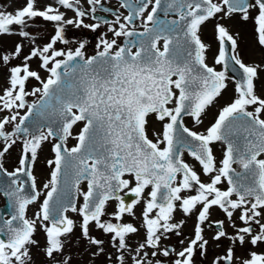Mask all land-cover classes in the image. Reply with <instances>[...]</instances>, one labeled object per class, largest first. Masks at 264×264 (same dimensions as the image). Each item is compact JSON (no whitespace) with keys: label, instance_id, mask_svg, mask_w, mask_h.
Listing matches in <instances>:
<instances>
[{"label":"snow or ice","instance_id":"6c2138e0","mask_svg":"<svg viewBox=\"0 0 264 264\" xmlns=\"http://www.w3.org/2000/svg\"><path fill=\"white\" fill-rule=\"evenodd\" d=\"M119 7L127 15L102 0H25L14 12L0 11V35L20 38L12 50H0V70H6L0 77V160L21 145L19 167L9 172L0 162V176L7 177L0 180L7 201L0 209V264H33L32 249L41 247L51 264H72L64 250L77 222L69 213L80 218L82 236L96 249L93 259L196 264L197 256L206 260L212 243L221 248L228 241L211 264H264V96L255 85L264 63H245L238 33L219 22L253 20L264 48V0H119ZM37 18L52 25L43 44L29 31ZM213 19L218 49L210 65L211 46L201 32ZM104 25L91 55L86 38L68 37L70 29L95 33ZM32 81L36 86L29 89ZM229 81L235 96L214 122L202 132L185 126V117L203 124ZM152 116L161 126L154 138L147 131ZM69 139L76 141L72 147ZM46 142L54 158L47 161L52 170L45 194L33 165ZM217 143L223 145L219 161ZM22 177L31 181V194ZM213 209L225 218L212 219ZM178 212L195 216L191 236ZM92 225L110 237L114 257L104 239L90 236ZM141 229L143 239L133 246L129 240ZM173 236L179 250L165 243Z\"/></svg>","mask_w":264,"mask_h":264},{"label":"rangeland","instance_id":"374dc122","mask_svg":"<svg viewBox=\"0 0 264 264\" xmlns=\"http://www.w3.org/2000/svg\"><path fill=\"white\" fill-rule=\"evenodd\" d=\"M47 2V0H39L40 5H43V3ZM25 3V0H0V11H7V12H14L16 9L22 7ZM71 15V13H69ZM114 19V18H113ZM91 20H86V23H90ZM218 21L213 19L209 22H206L204 26H202V32L201 36L203 41L206 44H209L211 47L207 53L208 55V63L210 65H213V55L217 52L218 49V42L215 38V24ZM220 23L225 24L229 31L235 35L238 33V36L236 37L238 40V51L240 57L243 59L245 63H264V48H261L257 42H256V33L254 29V23L252 20H249L247 22L242 21L239 16H236L234 18L225 19L222 21H219ZM14 28L16 26H13ZM107 30V26L104 25L100 29L97 30L96 36L93 38V40H90V34L91 31L89 30H76V29H70L68 32L69 38H77V39H84L86 38L90 44V47L88 48V53L94 52L95 50V44L99 37V35L102 32H105ZM36 37H37V43L43 44L46 43L49 39L50 34H52V25L50 23L44 22L42 19L37 18L33 24L32 27L29 29ZM111 36V34H109ZM18 36H9V35H0V50H12L14 48V45L16 42L19 41ZM75 47V45H73ZM28 48H25V53H27ZM13 63H20V60H16ZM36 64L33 62V67H35ZM219 69V66H216ZM6 73V70H0V77H2ZM230 75H232L230 73ZM256 85V91L257 94L264 96V72H261L255 81ZM33 86H36V82L32 81L29 84V89ZM235 92H234V84L229 81V87L222 93L220 97L217 98V100L214 102L212 106H210L206 110V114L203 117L204 123H210L213 119H215L216 115L218 114V111L221 107L226 105L227 103L231 102V100L234 98ZM35 99V98H29ZM82 125H78L74 128L73 133L76 134L79 131V128ZM160 124L155 120L154 117L151 118V123L148 126V130L150 132V136L154 137V133L159 132L160 130ZM8 130H11L9 128ZM76 141L74 139H69L68 146L72 147ZM216 146V144L214 145ZM3 143L0 142V149H2ZM215 154L217 155V160L219 161L222 159L223 155V145L218 143V148L214 149ZM21 156V145L17 143L12 149L9 150L7 154L3 157L0 162L3 163L4 167L8 171H13L15 168L19 167V159ZM54 158V154L52 152V142H46L42 145V148L38 151V159L33 165V174L36 177L37 181V187L41 191H43L46 194V190H43V184L46 183L50 179V173L51 168L48 166L47 161ZM191 157H189L188 160L191 161ZM194 168L200 172V166L195 161L194 162ZM202 179L207 180L206 177H202ZM194 194V193H193ZM44 196L42 195L40 197V202H42ZM5 198L3 196H0V204H4ZM38 203L36 205H31L29 208L28 215L31 217L36 211H38ZM114 210V206H110L108 208V212L111 213ZM137 212H139V208L137 209ZM221 211L219 209H213L212 211V219L217 218L221 215ZM70 217L73 218L77 222V227L74 229V233L71 234V236L68 239V242L66 244L64 254L70 255L72 257V264H114L113 262H109L104 255H101L99 257H96L93 259L91 257V253L94 252L96 249L94 246H90L88 241L82 236L81 230L79 228L80 218L74 214L69 213ZM177 220L179 219H186L185 227L183 228V232L186 236H191L193 233L194 223H195V216L193 215L190 218L183 217L182 213H177L176 215ZM127 220L131 221L132 218L127 217ZM134 223H137L136 221H132ZM208 232L209 230L206 229ZM189 233V234H187ZM90 236H95L96 238L104 239L105 244V252L106 253H112L114 257L115 250L111 247L110 244V237L105 236L102 231L97 230L94 225L90 226ZM211 236H209L208 233H206V238L210 239ZM35 238L39 241L40 245L43 246L45 244V235L42 231H38L35 235ZM143 239V229H141V232L139 235H134L129 240V243L133 246L140 242ZM178 238L173 236L171 240L165 241L166 244H173L179 248L181 245L178 244ZM187 242V241H186ZM215 245L212 243L210 245L209 253L206 258V260L197 261L196 258H200L197 256L195 258L196 264H211V259L215 256L216 250H214ZM238 255H242L239 251L237 253ZM32 256H33V264H51V262L45 257L41 248H33L32 249ZM197 258V259H198ZM59 259V257H58Z\"/></svg>","mask_w":264,"mask_h":264},{"label":"flooded vegetation","instance_id":"af4514ba","mask_svg":"<svg viewBox=\"0 0 264 264\" xmlns=\"http://www.w3.org/2000/svg\"><path fill=\"white\" fill-rule=\"evenodd\" d=\"M102 3L104 4V6L105 7H108V8H111L113 11H116L117 9H119V11L120 12H122L124 15H127V11L125 10V9H122V8H120L119 7V0H102ZM150 10V9H149ZM97 15H100V16H102V17H105V18H107V19H109V20H112L113 18H114V16H112L111 14H105V13H103V12H98L97 13ZM171 16V15H170ZM93 21L91 20L90 21V23H92ZM252 22L254 23V21L252 20ZM137 25H138V29H139V21L137 22ZM254 29H255V24H254ZM96 34H97V32H95V33H93V32H91V34H90V40L92 41L93 40V38L96 36ZM94 53V52H93ZM92 52H90V53H88L89 55H91V54H93ZM152 117H154V116H152ZM151 117V118H152ZM155 118V117H154ZM214 120L215 119H213L210 123H204V121H203V124L202 125H196L195 123H194V121L192 120V118L191 117H185L184 118V123H185V126H187V127H189L190 129H193V130H195V131H204L208 126H210V124L211 123H213L214 122ZM147 131H148V134H149V136H150V132H149V130H148V128H147ZM150 138H154L153 136H150ZM213 148L214 149H216V148H218V143L216 144V146H214L213 145ZM214 153H215V151H214ZM216 155V154H215ZM189 157L190 156H188L187 155V153H185V156H184V159L189 163V164H191V165H193L194 166V160L193 159H191V161L190 160H188L189 159ZM216 157H217V155H216ZM218 161V160H217ZM235 167H237V170H239V167L238 166H235ZM222 213V212H221ZM225 217H224V214L222 213L219 217H217V218H213V219H224ZM237 223H239V221H237ZM229 231H231V229H229ZM206 233H208L209 234V236H211L213 233H212V231H206ZM206 233H205V235H206ZM187 234H189V233H187ZM228 241H223V246L221 247V248H217L216 246H215V248H214V250H216V253H215V255H217V254H220V253H222L226 248H227V246H228ZM171 245H173V244H171ZM215 245V244H214ZM257 251H259V250H261V249H256ZM241 252V254L243 255L244 254V251H243V249H237V253L238 252ZM196 258V257H195ZM198 258V257H197ZM196 258V260L197 261H200L201 260V258H198L197 259Z\"/></svg>","mask_w":264,"mask_h":264},{"label":"water","instance_id":"95a60500","mask_svg":"<svg viewBox=\"0 0 264 264\" xmlns=\"http://www.w3.org/2000/svg\"><path fill=\"white\" fill-rule=\"evenodd\" d=\"M175 18L173 17H168V19H172ZM11 172V171H9ZM22 179H24L26 181L25 187H26V191L31 194V181L27 178V177H22ZM0 180H7V177L4 176H0ZM6 204L7 201L5 200L4 204L0 205V209H5L6 208ZM6 211H10V209H6Z\"/></svg>","mask_w":264,"mask_h":264}]
</instances>
